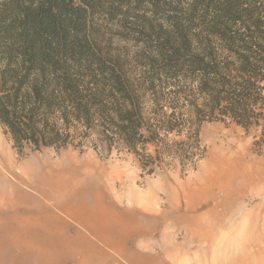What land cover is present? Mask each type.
<instances>
[{"label":"trees","instance_id":"trees-1","mask_svg":"<svg viewBox=\"0 0 264 264\" xmlns=\"http://www.w3.org/2000/svg\"><path fill=\"white\" fill-rule=\"evenodd\" d=\"M264 147V0H0V127L18 155L124 152L186 175L203 125Z\"/></svg>","mask_w":264,"mask_h":264},{"label":"rangeland","instance_id":"rangeland-1","mask_svg":"<svg viewBox=\"0 0 264 264\" xmlns=\"http://www.w3.org/2000/svg\"><path fill=\"white\" fill-rule=\"evenodd\" d=\"M200 139L205 152L195 170L183 175L177 167L165 175L141 177L137 161L124 152L116 155L114 151L105 158L92 149L68 148L25 151L18 155L0 127V146L3 147L0 153V264H80L81 248L55 247L56 241L47 240L45 231L22 232L21 222L28 219L21 221V213L16 215L15 207H11L10 200L16 203L20 197L16 191L10 193V183L17 178L15 173H21L23 178L19 188L30 183L35 187L32 170L20 167L30 165L39 169L41 162L67 165L78 161L90 163L95 169L102 168L108 175L101 177V193L109 200H120L126 208L141 207L134 206L128 195H152L158 217L166 216L165 221L156 222L149 236L155 251H159L164 240L175 246L192 244L184 227L185 216L196 219L190 222L194 227L204 230L205 225L211 224L213 233L220 235L228 234L220 231L225 226L235 225L237 231L232 234L237 240H252L253 255H257L258 250L264 251V147L260 149L253 144L252 133L245 134L234 125L222 123L203 125ZM7 165L13 166V170ZM35 188L37 192V186ZM83 197L89 201L93 198L90 192ZM54 212L67 222L63 223L66 225L64 238L68 240L76 230L84 234L75 219L56 208ZM31 221L32 218L29 223ZM69 251L73 252L76 262H70Z\"/></svg>","mask_w":264,"mask_h":264},{"label":"crops","instance_id":"crops-1","mask_svg":"<svg viewBox=\"0 0 264 264\" xmlns=\"http://www.w3.org/2000/svg\"><path fill=\"white\" fill-rule=\"evenodd\" d=\"M20 168L31 169L34 177L41 172L48 175L42 184L36 183L41 191H34V183L25 184L16 191L20 193L19 201L10 200L11 207L16 210L14 213H21V221L28 219V222H21V231H45L47 240L56 241L55 247L81 248L80 264H264L263 250L253 255L252 240H237L232 234L237 226H225L220 231L228 234L220 235L213 233L211 224L205 225L204 230L194 227L190 222L196 219L189 216L184 217V227L192 244L175 246L164 240L159 251H155L149 236L156 222L165 221L166 216L158 217L152 195H128L134 206H141L139 208H126L120 200L107 199L101 193L100 181L108 174L90 163L41 162L39 169L30 165ZM87 192L93 196L90 201L83 197ZM55 208L75 219L84 234L76 230L68 240L64 238L63 228L67 222L54 212ZM69 257L70 262H76L73 252L69 251Z\"/></svg>","mask_w":264,"mask_h":264},{"label":"bare ground","instance_id":"bare-ground-1","mask_svg":"<svg viewBox=\"0 0 264 264\" xmlns=\"http://www.w3.org/2000/svg\"><path fill=\"white\" fill-rule=\"evenodd\" d=\"M2 148L3 147H1L0 146V153H1V150H2ZM7 168L9 169V170H13V166H9V165H7ZM32 173H34L33 171H32ZM14 174V173H13ZM2 175V174H1ZM15 176L17 177V178H15V180H13V181H11V183H10V193L11 192H13V191H17V190H19V182H21V179H23L22 178V175H21V173H15ZM31 176V174L29 175V177ZM47 176L48 175H46L44 172H43V174H40V175H38L37 177H36V183L38 182L39 184H42L45 180H46V178H47ZM74 179V178H73ZM38 187V186H37ZM41 187V186H40ZM59 188V187H58ZM38 189V191H40V189L39 188H37ZM15 197V196H14ZM2 202V201H1ZM11 202V201H10ZM4 203V202H3ZM7 203V202H6ZM5 206V205H4ZM8 206V205H7ZM6 206V207H7ZM9 209V208H8ZM10 210V209H9ZM33 227V226H32ZM7 230H8V228H7ZM5 238H6V236H5ZM26 247V246H25ZM25 252V251H24ZM261 252V251H260ZM262 253H263V251H262ZM99 258V257H98ZM69 261V260H68ZM88 261V260H87ZM63 263V262H62ZM85 263V262H84ZM15 264V263H14Z\"/></svg>","mask_w":264,"mask_h":264}]
</instances>
